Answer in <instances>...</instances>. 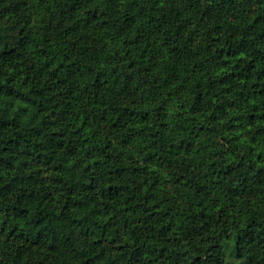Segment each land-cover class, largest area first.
<instances>
[{
	"label": "trees",
	"instance_id": "1",
	"mask_svg": "<svg viewBox=\"0 0 264 264\" xmlns=\"http://www.w3.org/2000/svg\"><path fill=\"white\" fill-rule=\"evenodd\" d=\"M0 264H264V0H0Z\"/></svg>",
	"mask_w": 264,
	"mask_h": 264
}]
</instances>
